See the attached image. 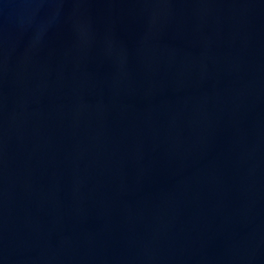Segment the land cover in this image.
<instances>
[{
    "label": "water",
    "instance_id": "water-1",
    "mask_svg": "<svg viewBox=\"0 0 264 264\" xmlns=\"http://www.w3.org/2000/svg\"><path fill=\"white\" fill-rule=\"evenodd\" d=\"M0 264H264V0H0Z\"/></svg>",
    "mask_w": 264,
    "mask_h": 264
}]
</instances>
